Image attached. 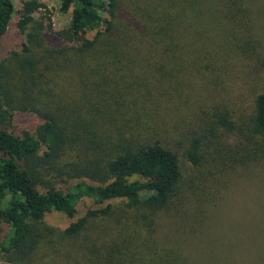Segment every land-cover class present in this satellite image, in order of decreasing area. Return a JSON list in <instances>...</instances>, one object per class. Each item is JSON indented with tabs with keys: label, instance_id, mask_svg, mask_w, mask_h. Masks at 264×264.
<instances>
[{
	"label": "trees",
	"instance_id": "16d2710c",
	"mask_svg": "<svg viewBox=\"0 0 264 264\" xmlns=\"http://www.w3.org/2000/svg\"><path fill=\"white\" fill-rule=\"evenodd\" d=\"M60 4L71 24L58 31L21 10L16 25L26 42L0 63V264H29L54 238L89 242L93 264H180L179 252L154 236L155 217L183 198L181 159L200 169L209 153L206 134L169 127L171 104L186 91L174 78L216 83L222 63L243 56L234 32L251 20L247 0ZM15 14L13 0H0V46ZM16 113L41 122L19 133L11 128ZM251 123L247 142L237 145L247 147L240 162L264 143V92ZM64 177L79 181L63 189ZM84 197L100 207L65 228L47 222L54 211L74 217Z\"/></svg>",
	"mask_w": 264,
	"mask_h": 264
},
{
	"label": "rangeland",
	"instance_id": "374dc122",
	"mask_svg": "<svg viewBox=\"0 0 264 264\" xmlns=\"http://www.w3.org/2000/svg\"><path fill=\"white\" fill-rule=\"evenodd\" d=\"M13 1L16 14L0 46V63L26 42V35L16 25L21 10L42 18L54 31L71 24V11L63 12L60 0H37L39 8H34V0ZM247 5L251 20L234 32L239 53L245 52L237 55L234 63H222L223 75L216 83H208L197 74L174 76L175 84L186 83V91L171 104L169 127L176 124L187 136L206 134L201 139L209 153V163L204 162L200 169L181 159L186 178L183 198L155 217L158 226L154 236L179 252L184 258L180 264H264V143L259 140L261 149L256 157L237 161L247 152V147L237 145L247 142L256 96L264 92V0H247ZM45 35L56 44V35L48 27ZM93 35L94 31L79 38ZM224 116L230 125L222 122ZM40 122L37 116L16 113L11 128L19 133L33 131ZM58 179L63 189L79 181ZM98 207L92 198L84 197L74 217L54 211L46 219L53 227L65 228ZM88 243L54 238L53 244H42L29 264H93L92 254L86 250Z\"/></svg>",
	"mask_w": 264,
	"mask_h": 264
}]
</instances>
